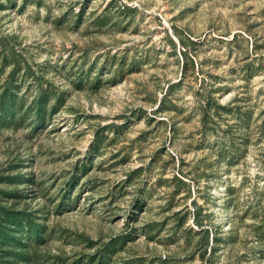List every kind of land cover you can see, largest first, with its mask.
<instances>
[{
	"label": "rangeland",
	"instance_id": "obj_1",
	"mask_svg": "<svg viewBox=\"0 0 264 264\" xmlns=\"http://www.w3.org/2000/svg\"><path fill=\"white\" fill-rule=\"evenodd\" d=\"M0 207V264H264V0H0Z\"/></svg>",
	"mask_w": 264,
	"mask_h": 264
},
{
	"label": "trees",
	"instance_id": "obj_2",
	"mask_svg": "<svg viewBox=\"0 0 264 264\" xmlns=\"http://www.w3.org/2000/svg\"><path fill=\"white\" fill-rule=\"evenodd\" d=\"M6 95V91L3 92V98ZM47 92L44 90H41L36 98L35 105L39 106L41 105V103L43 104L45 102V99L47 98ZM6 97V96H5ZM43 119V117L41 118ZM16 217V218H15ZM20 218L16 215L13 214L12 211H6L3 208L0 207V227L2 229H6L8 230L10 228V225L14 222V224L16 226H22L23 230L25 232H30L32 230V228L34 227L33 223L30 221H19ZM12 222V223H11ZM0 238H3V234L2 231L0 230ZM0 246H1V242H0Z\"/></svg>",
	"mask_w": 264,
	"mask_h": 264
}]
</instances>
